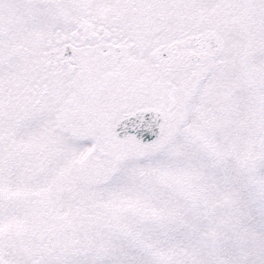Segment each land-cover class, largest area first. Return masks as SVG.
Wrapping results in <instances>:
<instances>
[{
    "label": "snow or ice",
    "instance_id": "obj_1",
    "mask_svg": "<svg viewBox=\"0 0 264 264\" xmlns=\"http://www.w3.org/2000/svg\"><path fill=\"white\" fill-rule=\"evenodd\" d=\"M0 264H264V0H0Z\"/></svg>",
    "mask_w": 264,
    "mask_h": 264
}]
</instances>
